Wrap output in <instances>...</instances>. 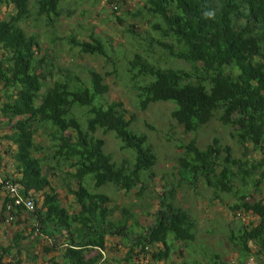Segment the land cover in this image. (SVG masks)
I'll list each match as a JSON object with an SVG mask.
<instances>
[{"label": "trees", "instance_id": "trees-1", "mask_svg": "<svg viewBox=\"0 0 264 264\" xmlns=\"http://www.w3.org/2000/svg\"><path fill=\"white\" fill-rule=\"evenodd\" d=\"M60 1L35 0L36 15L46 17L52 24L60 14ZM143 1V9L159 21V37H151L144 55L136 53L129 61L138 90V107L144 110L153 102H173L171 117L186 133H195L216 118L234 129L232 137L244 149L243 156L249 148L260 154L251 166H246V161L234 156L232 147L222 144L219 138L214 137L205 148L192 138L177 162L179 173L189 182L201 180L216 196L237 195L239 202L230 208L256 217L229 236L239 252L238 262L232 264H247L249 257L264 264V201L246 199V179L258 170L255 186L264 180V0ZM29 2L0 0V7L11 4L14 9L8 19H0V84L4 91L0 116L9 127L2 138L15 146L10 155L18 176L7 172L0 175L20 185V194L33 200L34 209L14 205L0 185L4 193L0 221L10 216V221L19 223L25 216L34 225L30 233L16 231L9 245L0 246V264H5L4 257L15 260L10 264H21L19 257L24 250L28 258L36 260L23 240L33 238L38 243L41 236L54 243L61 239L58 251L63 264H109L102 252L112 236L129 240L123 259L127 263L132 262L133 255L147 252L149 246L157 244L162 247L150 252L152 261L169 260L170 242L188 244L196 240L195 219L174 203L175 189L170 187L158 199L154 223L133 237L130 234L134 224H128V211L124 210L121 218L112 219L110 198L86 188L85 177L90 176L94 189L112 184L128 192L139 186L138 194H142L147 182L144 179L153 177L156 155L146 136L131 130L133 117L126 118L121 102L94 104L108 90L97 71L90 70L87 81L67 73L63 80L54 81L42 92L46 76L42 71L44 58L37 57L39 42L20 26L30 17ZM68 41L81 53L108 56L106 45L99 38L79 41L70 36ZM153 42L170 59L188 67L161 66L159 58L153 59L156 64L150 62L155 54ZM138 79L143 80L141 84ZM97 129L113 132L131 159L114 161L104 151V140L93 136ZM39 131L50 137L54 148L44 160L52 159L72 169L69 176L77 187L68 186L67 192L74 197L77 211L70 212L62 205L43 171V157L35 156L41 150L35 140ZM237 179L241 187L235 191ZM53 250L56 249L44 247L45 252ZM206 264L230 263L214 254Z\"/></svg>", "mask_w": 264, "mask_h": 264}, {"label": "rangeland", "instance_id": "rangeland-1", "mask_svg": "<svg viewBox=\"0 0 264 264\" xmlns=\"http://www.w3.org/2000/svg\"><path fill=\"white\" fill-rule=\"evenodd\" d=\"M29 1L30 17L20 23V26L27 35H34L39 42L37 57L44 58L42 71L46 76L42 92L54 81L63 80L67 73L87 81L88 72L97 71L104 77L108 90L96 99L94 104L105 105L113 101L121 102L126 118L133 117L131 130L144 134L147 143L156 155V163L152 168L153 177L147 180L143 178L147 182L142 194H138L139 186L128 192L112 184L94 189L90 176L85 177L86 188L91 192L104 193L110 198V206L114 211L112 219H119L124 210L128 211L130 216L128 224H134L130 234L133 237H138L143 230L154 223V213L159 204L158 199L170 187L175 189L174 203L186 209L196 222V240L188 244L170 242L172 250L167 261H152L150 252L155 247H162V244H157L155 247L149 246L147 252L138 256L133 255L132 262L127 263L123 259L130 242L120 236H112L108 239L102 256L109 260V264H184V262L206 264L212 255L218 254L225 262L237 263L239 252L229 236L236 233L242 225L256 220V217L250 213L230 208L239 202L237 195L219 193L216 196L213 190L201 180L195 183L189 182L179 173L177 161L184 156V147L192 138L196 140L200 148H205L214 137L219 138L222 144L232 147L234 156L246 161V166H251L254 159L260 158V154L249 148L243 156L244 149L232 137L234 129L231 126L222 125L216 118L195 133H186L171 117V111L175 107L173 102H153L144 110L138 107V90L133 80V70L129 66V61L136 53L144 55V49L148 45L147 41L151 37H159L157 17L143 9V0H61L58 8L60 14L51 24L46 17L36 15L35 0ZM13 13L14 9L11 4L1 5L0 19H8ZM70 36H74L79 41H89L92 36L99 38L105 43L108 56L81 53L79 47L69 43ZM153 49H155V54H151L150 62L156 64L153 59L159 58L161 66L188 67L185 63L170 59L167 52L162 50L156 42H153ZM1 53L2 50H0V55ZM142 81L138 79L137 83L141 84ZM3 93V87L0 84V102L4 99ZM82 110L83 113L86 112V108ZM1 118L0 116V153L2 155L0 172H7L13 177L18 176L10 155L15 146L2 138L5 133L9 132V127L6 126V120ZM81 123L84 126L83 117H81ZM93 136L104 140V151L110 154L114 161L119 162L123 158L131 159L130 152L121 148L113 132L97 129ZM35 140L41 145L40 152L35 153V156L43 157V171L55 188L62 205L70 212L77 211L79 207L74 202V197L67 192L68 186L77 187V183L69 176L72 169L64 163L58 165L52 159L44 160L54 152L52 141L46 133L39 131L35 135ZM259 176L260 172L255 170L246 179L249 194L247 201H264V180L262 184L255 186ZM240 187L241 182L237 179L235 191H238ZM3 195V191H0V208ZM37 197L40 198V194ZM33 225V221L26 219L25 216L20 219L19 223L10 220L0 221V246L9 245L16 231H22L25 235L30 233ZM61 242L60 239L54 243L43 236L39 238L38 243H35L33 238L24 239L23 244L29 248L28 253H32L37 259L28 258L24 250L19 257L21 264H63L58 251ZM32 243L35 245L32 246ZM44 247L56 250L45 252ZM2 262L10 264L15 260L12 257H4ZM246 263L258 264L255 257H249Z\"/></svg>", "mask_w": 264, "mask_h": 264}, {"label": "built area", "instance_id": "built-area-1", "mask_svg": "<svg viewBox=\"0 0 264 264\" xmlns=\"http://www.w3.org/2000/svg\"><path fill=\"white\" fill-rule=\"evenodd\" d=\"M0 185L3 186V188L6 191V194L11 199H13L14 205L23 206L24 208H26L29 211H32L34 209L33 200L30 198H24L20 194V192H19L21 189L20 185H18L16 183H12L9 180H4L1 175H0ZM8 208H10V204L8 205ZM11 219H12V217L9 216V218L7 220H11Z\"/></svg>", "mask_w": 264, "mask_h": 264}, {"label": "clouds", "instance_id": "clouds-1", "mask_svg": "<svg viewBox=\"0 0 264 264\" xmlns=\"http://www.w3.org/2000/svg\"><path fill=\"white\" fill-rule=\"evenodd\" d=\"M205 15H206V16H211V15H212V13H205Z\"/></svg>", "mask_w": 264, "mask_h": 264}, {"label": "crops", "instance_id": "crops-1", "mask_svg": "<svg viewBox=\"0 0 264 264\" xmlns=\"http://www.w3.org/2000/svg\"><path fill=\"white\" fill-rule=\"evenodd\" d=\"M2 195V194H1ZM1 203H2V200H1Z\"/></svg>", "mask_w": 264, "mask_h": 264}]
</instances>
